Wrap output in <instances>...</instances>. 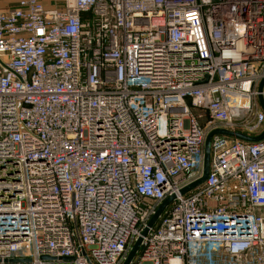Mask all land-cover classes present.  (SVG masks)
Returning a JSON list of instances; mask_svg holds the SVG:
<instances>
[{"label":"built area","instance_id":"obj_1","mask_svg":"<svg viewBox=\"0 0 264 264\" xmlns=\"http://www.w3.org/2000/svg\"><path fill=\"white\" fill-rule=\"evenodd\" d=\"M262 80L264 0H0V264H264V139L181 193Z\"/></svg>","mask_w":264,"mask_h":264},{"label":"water","instance_id":"obj_2","mask_svg":"<svg viewBox=\"0 0 264 264\" xmlns=\"http://www.w3.org/2000/svg\"><path fill=\"white\" fill-rule=\"evenodd\" d=\"M264 80H262L258 86V91L261 92L262 86H263ZM258 100L260 103V106L262 108V111L264 113V100L262 98L261 95L258 96ZM214 134H221V135H225L228 137H234L240 140H244L247 142H258L262 139H264V130L262 131V133H260L258 136H254V137H250L241 133H237V132H231V131H227L224 129H216L211 131L205 139L204 142V150H203V161H202V172H201V176L192 184H190L189 186H187L186 188H184L181 193H186L187 191L199 186L200 184H202L205 179L207 178L208 175V171H209V162H210V155H209V144H210V139ZM173 199V197H169L166 200H164L159 207L157 208L155 214L150 218V220L147 223V226L145 227V229L142 232V235H145L148 231L149 228H151L155 222L157 221L159 215L162 213L163 209L165 208V206L171 202V200ZM141 239L139 238L134 245L132 246L131 250L128 252L125 260L123 261L122 264H130V262L132 261V259L135 256L136 251L139 248V244H140ZM44 258V257H43ZM25 261H28L25 260Z\"/></svg>","mask_w":264,"mask_h":264}]
</instances>
